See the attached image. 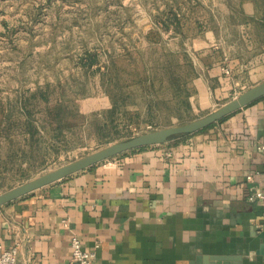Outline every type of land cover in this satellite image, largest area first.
Listing matches in <instances>:
<instances>
[{
    "label": "rangeland",
    "instance_id": "obj_1",
    "mask_svg": "<svg viewBox=\"0 0 264 264\" xmlns=\"http://www.w3.org/2000/svg\"><path fill=\"white\" fill-rule=\"evenodd\" d=\"M201 54L233 78L206 109L191 105ZM260 65L264 0H0V193L204 116L264 79ZM20 104L32 136L21 122L4 128Z\"/></svg>",
    "mask_w": 264,
    "mask_h": 264
},
{
    "label": "crops",
    "instance_id": "obj_2",
    "mask_svg": "<svg viewBox=\"0 0 264 264\" xmlns=\"http://www.w3.org/2000/svg\"><path fill=\"white\" fill-rule=\"evenodd\" d=\"M197 61L190 104L206 109L232 90L233 78L220 62L206 66L202 54ZM178 138L1 204L0 248L16 244L20 264H68L75 233L95 251L93 264H205L215 254L264 264V205L247 199L264 175L256 149L264 144V95Z\"/></svg>",
    "mask_w": 264,
    "mask_h": 264
},
{
    "label": "water",
    "instance_id": "obj_3",
    "mask_svg": "<svg viewBox=\"0 0 264 264\" xmlns=\"http://www.w3.org/2000/svg\"><path fill=\"white\" fill-rule=\"evenodd\" d=\"M264 95V79L254 83L242 90L237 95L221 103L217 108L199 118L188 122L166 126L134 135L127 139L109 144L91 153L85 154L71 162L65 163L53 170L47 171L35 178L29 179L17 186H14L0 193V205L20 197L32 190L40 188L53 181L64 178L74 172L92 166L104 159L111 158L124 151L164 143L176 139L182 135L196 132L208 125L215 123L233 111L251 103ZM238 259L233 255L215 254L203 260L205 264H234L229 261Z\"/></svg>",
    "mask_w": 264,
    "mask_h": 264
},
{
    "label": "built area",
    "instance_id": "obj_4",
    "mask_svg": "<svg viewBox=\"0 0 264 264\" xmlns=\"http://www.w3.org/2000/svg\"><path fill=\"white\" fill-rule=\"evenodd\" d=\"M256 149L264 153V144L258 143ZM250 179L251 175L245 176ZM248 200H258L264 205V175L260 181V185L252 187L247 194ZM96 246V245H95ZM70 257L68 264H93L95 251L83 247L79 237L72 233L69 236ZM17 245L9 248H0V264H20L16 261Z\"/></svg>",
    "mask_w": 264,
    "mask_h": 264
},
{
    "label": "trees",
    "instance_id": "obj_5",
    "mask_svg": "<svg viewBox=\"0 0 264 264\" xmlns=\"http://www.w3.org/2000/svg\"><path fill=\"white\" fill-rule=\"evenodd\" d=\"M94 61H95L94 58H90L89 61L86 62V64L90 65ZM20 109H21L20 113H17V111L15 109H13V108H10L8 110V114L4 113V115H5V120L4 121H5V124H6V125H4V128L8 127V126H14L18 122H21L25 126V128L30 132V136H32L33 132L36 130V127H35V125H33L32 121L30 119V111L23 104L21 105ZM18 118L21 121H19ZM209 126L210 125H208L206 127H209ZM60 127L61 126H57V128H59V129H60ZM203 129H205V127L200 129V130H203ZM140 148H143V147H140Z\"/></svg>",
    "mask_w": 264,
    "mask_h": 264
}]
</instances>
